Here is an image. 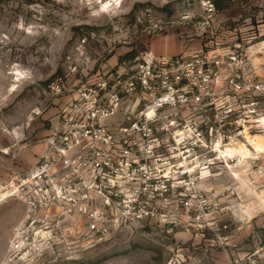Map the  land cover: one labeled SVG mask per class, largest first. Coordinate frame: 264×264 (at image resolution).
Listing matches in <instances>:
<instances>
[{"label": "rangeland", "instance_id": "rangeland-1", "mask_svg": "<svg viewBox=\"0 0 264 264\" xmlns=\"http://www.w3.org/2000/svg\"><path fill=\"white\" fill-rule=\"evenodd\" d=\"M145 51L264 83V0H0V264H264V96L247 107L226 84L192 131H156L154 181L89 202L97 229L66 200L30 210L20 181L46 149L52 84Z\"/></svg>", "mask_w": 264, "mask_h": 264}, {"label": "built area", "instance_id": "built-area-1", "mask_svg": "<svg viewBox=\"0 0 264 264\" xmlns=\"http://www.w3.org/2000/svg\"><path fill=\"white\" fill-rule=\"evenodd\" d=\"M76 70L52 84L60 98L57 123L20 187L30 210L43 200H66L91 221V229L105 218L90 201L121 196L113 191L123 185L154 181L147 161L156 131H192L191 121L216 108L214 97L224 84L245 94L247 107L256 103L251 92L264 96V83L242 84L235 77L226 82L219 62L204 56L178 59L145 51L134 63L75 82ZM68 93L74 94L65 98ZM233 95L227 94L228 102ZM162 179L169 186L171 178Z\"/></svg>", "mask_w": 264, "mask_h": 264}, {"label": "crops", "instance_id": "crops-1", "mask_svg": "<svg viewBox=\"0 0 264 264\" xmlns=\"http://www.w3.org/2000/svg\"><path fill=\"white\" fill-rule=\"evenodd\" d=\"M161 53L164 55V54H170L171 53V50H163V51H161ZM65 98H67V97H65ZM57 101L59 102L60 101V98L59 99H57ZM58 111V110H57ZM57 114V113H56ZM56 114H55V117H54V119L51 121V127H50V130H51V128H52V126L53 125H55L56 123H57V116H56ZM49 130V131H50ZM36 148V150L38 151V155H37V157H35L34 158V160H32V162H35V164H33L34 166L33 167H35L36 166V164H37V162L41 159V156H42V153L44 152V150H45V148L42 146V148H38L37 146L35 147ZM32 162H30V163H32Z\"/></svg>", "mask_w": 264, "mask_h": 264}]
</instances>
